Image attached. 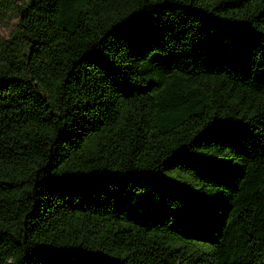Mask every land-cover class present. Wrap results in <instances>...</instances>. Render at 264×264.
I'll return each instance as SVG.
<instances>
[{"label": "trees", "instance_id": "1", "mask_svg": "<svg viewBox=\"0 0 264 264\" xmlns=\"http://www.w3.org/2000/svg\"><path fill=\"white\" fill-rule=\"evenodd\" d=\"M0 264H264V0H0Z\"/></svg>", "mask_w": 264, "mask_h": 264}, {"label": "rangeland", "instance_id": "2", "mask_svg": "<svg viewBox=\"0 0 264 264\" xmlns=\"http://www.w3.org/2000/svg\"><path fill=\"white\" fill-rule=\"evenodd\" d=\"M16 27L17 19L13 14L0 17V39H8Z\"/></svg>", "mask_w": 264, "mask_h": 264}]
</instances>
